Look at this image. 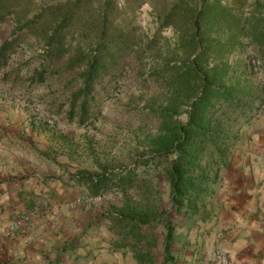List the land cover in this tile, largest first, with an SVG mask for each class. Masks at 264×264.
Instances as JSON below:
<instances>
[{
  "label": "rangeland",
  "instance_id": "rangeland-1",
  "mask_svg": "<svg viewBox=\"0 0 264 264\" xmlns=\"http://www.w3.org/2000/svg\"><path fill=\"white\" fill-rule=\"evenodd\" d=\"M11 39L7 264H25L26 232L46 264H232L230 225L264 205V0H0V48ZM191 112L182 198L174 146Z\"/></svg>",
  "mask_w": 264,
  "mask_h": 264
},
{
  "label": "crops",
  "instance_id": "crops-1",
  "mask_svg": "<svg viewBox=\"0 0 264 264\" xmlns=\"http://www.w3.org/2000/svg\"><path fill=\"white\" fill-rule=\"evenodd\" d=\"M8 196L0 195L1 206H5ZM255 209H249L240 219H236L230 225L224 239L223 247L233 258L232 264H264V205L256 204ZM2 223V222H1ZM3 224V223H2ZM5 227L0 229V264H7L8 248L10 244H5ZM5 233V234H4ZM40 235L24 233L16 237L17 250L25 255V264H46V258L39 250L43 249ZM103 263V262H102Z\"/></svg>",
  "mask_w": 264,
  "mask_h": 264
},
{
  "label": "trees",
  "instance_id": "trees-1",
  "mask_svg": "<svg viewBox=\"0 0 264 264\" xmlns=\"http://www.w3.org/2000/svg\"><path fill=\"white\" fill-rule=\"evenodd\" d=\"M56 33H60L59 30H56ZM47 45H49L50 49H56L57 46H62V43L60 42H56V43H52L50 40H47L46 42ZM16 41L14 39L11 40H6L1 48H0V71L4 68H6V66H8L9 61L11 56H13L16 52ZM48 47V48H49ZM52 54L51 55H55L57 53H59V51H51ZM105 67V64L102 66ZM101 69L99 68L98 62H92L90 65V68L88 70V72H86L84 74V83H85V95H84V99L87 100L88 97V91L91 89V87H94L96 85V83L98 82V80L101 77ZM204 85V90L206 87H208V85L206 83L203 84ZM207 90V89H206ZM207 95L204 94L203 98H201L200 103H207L206 99ZM86 101L83 103V109L85 110L86 108ZM197 115L195 114V112H191L190 114V125H186L183 126L181 129V132L183 133V137H181L180 139V143L175 144L174 147H176L178 153H179V159L175 162V167H174V176H176V182L173 185V189H174V193L175 195H181L182 198L185 196V189H186V185H185V176H184V172H183V165L185 164V162L187 161H192L194 159V156L192 155L191 151H189L187 149V146L190 145V142L192 140V134L190 132L191 129H195L199 127L195 124V119H196ZM192 126V127H190ZM190 127V130H189ZM205 136V135H204ZM178 145V146H177ZM179 176H178V174ZM131 178V176H129ZM184 181V182H183ZM181 196L179 198H181ZM181 198V199H182ZM180 200V199H179ZM140 264H143V261L140 259Z\"/></svg>",
  "mask_w": 264,
  "mask_h": 264
}]
</instances>
